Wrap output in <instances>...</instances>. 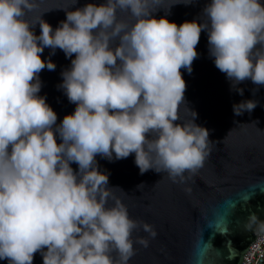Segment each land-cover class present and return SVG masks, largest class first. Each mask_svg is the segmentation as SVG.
I'll return each mask as SVG.
<instances>
[{"label":"clouds","instance_id":"clouds-1","mask_svg":"<svg viewBox=\"0 0 264 264\" xmlns=\"http://www.w3.org/2000/svg\"><path fill=\"white\" fill-rule=\"evenodd\" d=\"M194 2L175 0L163 9ZM161 3H88L67 11L53 30L43 13L34 23L26 19L37 0H0V260L33 264L40 252L43 264H128L134 230L155 238L151 225L129 218L95 158L111 162L113 155L134 154L141 175L152 170L181 184L185 173L203 168L214 143L209 130L194 123L197 114L187 107L191 119L177 123L186 91L181 69L192 72L202 32L215 67L239 95L236 85L245 81L264 86L260 0H210L202 23L180 25L153 18ZM45 48L75 56L58 87L76 107L59 125L38 95L39 74L56 68L41 59ZM256 107L246 100L233 105V113ZM110 199L114 206L106 207ZM249 220L258 221L255 215ZM136 243L148 247L146 239Z\"/></svg>","mask_w":264,"mask_h":264},{"label":"water","instance_id":"water-1","mask_svg":"<svg viewBox=\"0 0 264 264\" xmlns=\"http://www.w3.org/2000/svg\"><path fill=\"white\" fill-rule=\"evenodd\" d=\"M37 0L38 7L26 17L30 22L41 18L55 30L66 20L67 11L83 8L88 3L100 5L104 0ZM175 0H162L161 9L153 18H165L180 25L195 20L202 23V10L210 0H195L189 5ZM264 5V0H260ZM164 8V9H163ZM45 12V13H44ZM121 19H128L121 14ZM40 35L39 24L32 29ZM198 58L189 74L181 69L186 83L181 120L188 121L194 111V123L209 130L211 155L195 176L185 173V183H173L167 174L152 170L141 175L135 165V155L109 162L97 156L98 170L107 174L113 196L127 207L130 219L147 223L156 232L155 238L138 227L132 233L135 255L128 264H243L251 247L264 233V86L250 80L236 88L221 73L209 56L207 32H202L196 47ZM45 48L41 59L56 65L55 71L44 69L39 74V96L57 115L56 124L71 115L76 105L68 101L63 90L61 73L71 66L73 55L66 58L56 49ZM246 100L257 102L252 112L240 116L233 105ZM57 143L60 139L56 137ZM77 170L75 163L70 165ZM143 184V185H141ZM140 185V186H139ZM139 186V187H138ZM190 189L191 191H186ZM114 206L108 200L106 207ZM255 215L256 223L249 218ZM148 240V247L136 243ZM46 251V249H44ZM114 259L118 256L113 253ZM0 264H8L0 260ZM33 264H43L42 254L34 255Z\"/></svg>","mask_w":264,"mask_h":264},{"label":"built area","instance_id":"built-area-1","mask_svg":"<svg viewBox=\"0 0 264 264\" xmlns=\"http://www.w3.org/2000/svg\"><path fill=\"white\" fill-rule=\"evenodd\" d=\"M243 264H264V233L251 247L250 251L244 258Z\"/></svg>","mask_w":264,"mask_h":264}]
</instances>
